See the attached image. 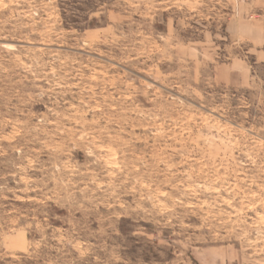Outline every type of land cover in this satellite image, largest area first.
Returning <instances> with one entry per match:
<instances>
[{
    "label": "rangeland",
    "instance_id": "374dc122",
    "mask_svg": "<svg viewBox=\"0 0 264 264\" xmlns=\"http://www.w3.org/2000/svg\"><path fill=\"white\" fill-rule=\"evenodd\" d=\"M0 264H264V0H0Z\"/></svg>",
    "mask_w": 264,
    "mask_h": 264
}]
</instances>
